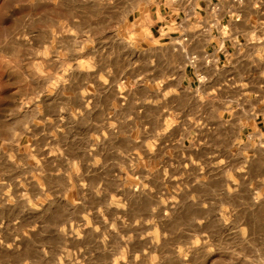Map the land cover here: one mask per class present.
Masks as SVG:
<instances>
[{"label":"rangeland","instance_id":"rangeland-1","mask_svg":"<svg viewBox=\"0 0 264 264\" xmlns=\"http://www.w3.org/2000/svg\"><path fill=\"white\" fill-rule=\"evenodd\" d=\"M140 2L0 0V264H264V95H188Z\"/></svg>","mask_w":264,"mask_h":264},{"label":"crops","instance_id":"crops-1","mask_svg":"<svg viewBox=\"0 0 264 264\" xmlns=\"http://www.w3.org/2000/svg\"><path fill=\"white\" fill-rule=\"evenodd\" d=\"M135 11L140 45L182 54L188 95H264V0H141ZM255 97L253 133L264 128Z\"/></svg>","mask_w":264,"mask_h":264},{"label":"built area","instance_id":"built-area-1","mask_svg":"<svg viewBox=\"0 0 264 264\" xmlns=\"http://www.w3.org/2000/svg\"><path fill=\"white\" fill-rule=\"evenodd\" d=\"M195 61H196V59H195V57H194V58L192 59L191 63H192V64H195ZM198 80H199V82H204V77H203V76H199Z\"/></svg>","mask_w":264,"mask_h":264}]
</instances>
